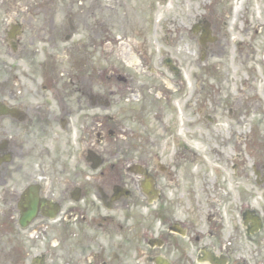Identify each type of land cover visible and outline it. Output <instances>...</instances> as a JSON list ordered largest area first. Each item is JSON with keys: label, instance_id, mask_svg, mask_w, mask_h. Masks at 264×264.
I'll use <instances>...</instances> for the list:
<instances>
[{"label": "flooded vegetation", "instance_id": "flooded-vegetation-1", "mask_svg": "<svg viewBox=\"0 0 264 264\" xmlns=\"http://www.w3.org/2000/svg\"><path fill=\"white\" fill-rule=\"evenodd\" d=\"M157 1L168 0H0V264H264V205L249 208L225 173L207 195L209 233L181 218L198 195L183 199L180 184L191 155L178 113L152 105L180 95L185 67L163 59L174 85L146 64L152 15L138 2ZM176 1L194 62L232 58L204 68L207 80L192 72V126L227 122L217 163L247 181L251 159L264 199V0ZM120 23L123 36L110 35ZM106 47L130 59L109 66L107 86L106 67L88 60ZM226 180L237 199L216 187Z\"/></svg>", "mask_w": 264, "mask_h": 264}, {"label": "rangeland", "instance_id": "rangeland-1", "mask_svg": "<svg viewBox=\"0 0 264 264\" xmlns=\"http://www.w3.org/2000/svg\"><path fill=\"white\" fill-rule=\"evenodd\" d=\"M91 0H87L88 6L90 7L91 4L89 3ZM158 5L155 7V3L152 4V8H149L148 3L144 2H138V6H143L144 8H147L149 10V14L152 15L149 20V34H150V40L149 45L146 46V42L142 41L143 43V51L144 53L148 52L149 56H147V62L152 63L154 68H158L160 73L165 74L167 76V80H170L171 83L174 85L175 82L178 81L179 76H175L171 73H166L165 69L160 68L159 66H162L164 64L163 59L167 56H170L173 58V60H181V64L185 67L182 73V79L184 80V86L180 90L179 96H167L159 99L162 100L160 104H154L152 105L153 113L159 112L160 108H168L170 105L171 113L173 109L178 113L179 115V125H180V131L179 133V144L181 146H184V150L187 153L188 157L191 155L190 159H186L182 166L180 168V184H182L183 192L185 193L183 199H187L189 197H193V194H198L195 197V201H185V209L182 215V219H184L185 224H188V220L193 221L196 224V227L199 228L200 231H204L203 233H209L208 225H207V211H208V197L207 195L210 194L212 191V186L216 180V176L223 178V173L226 174V177L230 178V181L241 182L236 184L238 186V190L245 194V196L248 199L249 202V208H255L258 205V201L261 200V204L264 205V199H261V191L257 188L255 185V178L256 173H254V169L252 167V161L248 158L247 160V170H248V179L247 181H241L240 177L233 179L231 178L232 175L230 174V171L226 173V170L224 169V164L220 165L217 163V158L214 155L215 150L214 148H220L224 149L220 145L221 137L223 135L227 134V131H225L224 128L227 127V122H223V124H219L215 126L214 124L210 123L209 120L205 115L202 123L199 125L198 128H200L197 133L195 132L196 126H192L193 124V114L195 112V103L193 101L194 90L197 88V83L195 79L192 77V72H199L200 74L204 75V78L206 80L208 79V73L205 72L204 68L208 67L211 64H218L219 62H222V64L230 65L231 66V57L226 55L223 58V61L215 60L214 58L210 57H204L200 61L194 62L195 59H197V56L192 54L191 51H187V49H193V47H197L198 42H194L188 37H184L181 39L178 35V31H181L182 26H186L184 24H181L179 22V15L176 16V11L178 10L177 1L176 0H168L165 2L166 4H163V2L157 1ZM63 16V12L61 15ZM139 12L136 16V19L138 20ZM156 18V22L153 23V25H150L151 19ZM166 19H165V18ZM188 20L186 19V22ZM136 22V21H135ZM137 24H134L135 27L140 28H146L145 26H142L140 23L136 22ZM122 23L116 26V28H113L111 26L109 28V34L114 35L116 33V36L119 38L123 36L124 32L121 30L119 26H121ZM123 26V25H122ZM134 27V26H133ZM128 35L136 36V39H140V37L135 34L133 31H125ZM172 33V34H171ZM164 36V37H163ZM113 38V37H112ZM164 38L165 40H163ZM121 41V39L113 40V43H118ZM130 40H126L125 42L118 43L119 45H123V43H127L128 45L132 43ZM61 43V42H60ZM59 43V44H60ZM177 46V47H176ZM182 47L184 50V53H178L176 49L179 47ZM63 47V45H61ZM194 47V48H195ZM125 48L126 47H122ZM175 49V50H174ZM118 48H108L106 47L104 52V59L102 57L100 58L99 53H94L88 57V60H90V63L97 65V64H103L105 69V84L107 86L108 83L112 82V79H110L112 73V65H119V64H125V62L130 63V59H128V56L126 55L125 51L117 54ZM170 54V55H169ZM119 59V60H118ZM103 60V61H102ZM202 67V68H200ZM200 68V69H199ZM224 74H226L224 71H222ZM264 72V71H263ZM264 79V78H263ZM108 81V82H106ZM157 79L153 78L152 83L150 82L149 85H154L153 83H156ZM203 82V81H202ZM202 82L199 86L202 85ZM161 86L165 88V82L164 80H160ZM110 86V85H109ZM112 88V87H111ZM110 88V89H111ZM153 90H149L147 92V95L151 96ZM178 93V92H177ZM176 95V93L174 94ZM180 97V98H178ZM164 101V102H163ZM124 102V101H123ZM132 102H137V100L132 99ZM173 108V109H172ZM169 111V110H168ZM110 114L106 111V115ZM237 126V125H236ZM239 127V126H238ZM244 127V126H243ZM235 128V127H233ZM245 128H248V126H245ZM243 128V129H245ZM260 129L257 132V139H262L264 141V120L261 121ZM242 129V127L240 128ZM246 130V129H245ZM227 136V135H226ZM263 136V138H262ZM236 141V138H233V144L232 147H234V143ZM252 139L250 140L249 145L253 146V143H251ZM231 148L230 145L228 148H226V153L230 152ZM197 153V157L193 158V154ZM258 160V158H256ZM258 176V175H257ZM227 178V179H228ZM226 180V183H218L216 184V187H220L221 191H227L236 194V189H233ZM260 195V196H259ZM235 199L238 198V195L236 194ZM197 199L199 200L200 205L197 202ZM234 203H237L236 201ZM250 241L254 240H248V242L251 244Z\"/></svg>", "mask_w": 264, "mask_h": 264}]
</instances>
